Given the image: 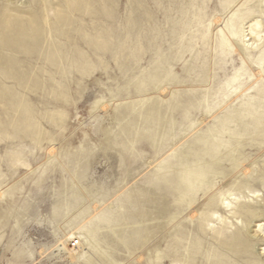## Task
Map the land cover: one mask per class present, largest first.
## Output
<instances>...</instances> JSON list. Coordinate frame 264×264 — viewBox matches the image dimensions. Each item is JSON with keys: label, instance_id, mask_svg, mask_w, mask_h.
Returning <instances> with one entry per match:
<instances>
[{"label": "bare ground", "instance_id": "6f19581e", "mask_svg": "<svg viewBox=\"0 0 264 264\" xmlns=\"http://www.w3.org/2000/svg\"><path fill=\"white\" fill-rule=\"evenodd\" d=\"M126 49L137 52L133 71L120 61ZM108 59L118 65L110 73L125 79L109 89L119 111L107 149L147 168L154 163L144 152L169 153L151 173L156 186L136 184L124 200L133 212L96 214L87 246L98 263L262 264L255 247L264 235V0H0V135L42 142L37 125L51 115L26 93L48 89L62 99L75 80L107 73ZM195 122L205 126L177 145ZM93 151L57 157L67 177L53 218H80L104 195L86 182ZM7 155L0 191L12 179L4 167L25 163ZM108 237L123 242L122 258ZM84 249L76 239L65 247L69 255Z\"/></svg>", "mask_w": 264, "mask_h": 264}, {"label": "rangeland", "instance_id": "374dc122", "mask_svg": "<svg viewBox=\"0 0 264 264\" xmlns=\"http://www.w3.org/2000/svg\"><path fill=\"white\" fill-rule=\"evenodd\" d=\"M135 53L137 52L126 49L125 55L122 54L120 58L121 63L130 65L132 71ZM115 61L108 59L107 73L95 71L80 82L75 80L62 99L51 96L48 89L44 96L42 92L26 93L37 109L52 117L37 125L38 131L45 134V139L39 144H33L23 132L10 136L0 135V162H9L6 160L7 154L12 159L20 156L25 161L23 165L17 163V172L12 167H4L2 170L3 176L12 178L13 181L10 179V186H4L0 191V264H99L93 250L89 251L87 246V238L96 231V214L103 209L113 215L133 212V203L124 201L133 198V186H156L155 183H149L153 179L151 173L154 166L169 152L162 158L151 151L144 152V156L154 163L147 168L144 164L140 166L139 161H134L133 156L127 155L123 160L114 150L107 149L105 134L118 122L116 112L119 111L109 100V89L122 84L125 79L114 77V72L110 73L117 70ZM140 65L142 68L145 66L143 61ZM97 103L100 104L96 105ZM4 121L6 122V117ZM208 121L209 119L206 124ZM10 123L15 122L12 120ZM25 124L18 122L15 126L20 128ZM195 125L196 128L177 145L200 132L205 123L195 122ZM184 133L185 131L181 135ZM21 142L25 145H21ZM87 147H92L94 151L87 159L86 182L100 188L104 195L101 199L88 201L85 213L80 218L70 222L65 220L67 216L62 219L53 218L58 193H63L61 177H67L59 168L62 159L57 160V157L65 153H79L82 148ZM126 173V178H123ZM38 181L40 182L37 183ZM221 182V179L217 180L218 187ZM255 225H250L248 236L255 234ZM123 228H129L128 224L101 229L99 232L109 235ZM212 233L210 231L209 235H213ZM257 236L260 237L261 234ZM75 239L85 249L78 255H69L65 247L69 242L73 245ZM107 239L108 248L114 249L122 258L125 246L123 242L115 237ZM128 239H133V236ZM252 239L258 241L256 237ZM261 248H264V235L255 247V255L264 264V252L261 254Z\"/></svg>", "mask_w": 264, "mask_h": 264}]
</instances>
